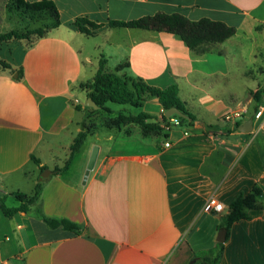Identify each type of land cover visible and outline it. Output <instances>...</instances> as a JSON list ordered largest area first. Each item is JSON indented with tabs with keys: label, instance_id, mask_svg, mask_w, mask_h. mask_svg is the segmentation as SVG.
<instances>
[{
	"label": "crops",
	"instance_id": "crops-1",
	"mask_svg": "<svg viewBox=\"0 0 264 264\" xmlns=\"http://www.w3.org/2000/svg\"><path fill=\"white\" fill-rule=\"evenodd\" d=\"M9 1L0 0V33L8 32ZM52 1L60 14L58 28L33 45L0 44V59L13 68L0 64V197L7 201V191L15 192L18 203L12 207H19L21 197L34 195L22 192L24 181L40 173L33 155L50 169L63 167L60 160L65 165L84 114L76 108L85 105L77 88L94 77L102 56L108 72L129 63L118 74L158 88L177 84L196 122L172 128L168 138L144 137L136 125L130 135L122 133L124 128L89 134L69 169L47 180L39 203L11 217L0 210V264H202L196 254L220 244L229 205L255 185L263 189L260 208L232 225L219 264H264V157L259 149L264 98L256 110L253 97L264 89V0ZM157 13L207 18L236 33L198 55L168 32L109 26L111 20ZM79 17L103 26L86 35L74 25ZM90 37L102 39L94 51H85ZM89 66L96 72L87 79ZM20 68L24 75L17 80L12 70ZM143 107L156 118L165 112L151 96ZM234 112L241 117L226 118ZM251 118L253 130L241 131ZM90 138L80 167L69 176ZM96 145L99 157L84 183ZM33 181L35 187L37 177ZM208 201L224 209L206 211ZM38 208L47 217L75 222L82 231L51 228Z\"/></svg>",
	"mask_w": 264,
	"mask_h": 264
},
{
	"label": "trees",
	"instance_id": "trees-1",
	"mask_svg": "<svg viewBox=\"0 0 264 264\" xmlns=\"http://www.w3.org/2000/svg\"><path fill=\"white\" fill-rule=\"evenodd\" d=\"M8 7L9 10L18 11L28 15L32 19L47 17L51 20V24L33 28L26 32L11 30L0 33V44L11 41H25L28 45H33L38 39L46 37L50 30L58 28L61 25L59 10L52 0H39L35 2L10 0ZM74 25L81 33L86 35H94L103 26L86 17L77 18ZM109 26L168 32L182 40L192 52L198 55L208 53L214 44L225 42L236 33L234 27H230L222 22L207 18L192 21L181 14L166 13L147 15L129 21L111 20ZM0 64L6 69H13L9 63L2 59H0ZM127 66H129V63L117 66V72H108L106 70L107 59L102 56L94 77L79 85L86 92L87 98H92L99 106V110L106 111L112 114L111 116L115 115L109 118L105 124V128L121 130L126 125H136L140 128L141 134L144 137L163 136L164 138H168L169 134L165 130V126L169 124V118L164 113L161 118H156L145 111L134 114L133 112H127L125 109L116 111L108 106L109 103H116L130 105L139 109L143 108L149 96L157 98L164 111L170 108H177L185 114L187 118L174 116L179 118L181 126L191 127L195 124L196 116L187 109L185 103L180 98L179 86L177 84H172L166 88H158L149 85L142 78L118 74V71ZM12 71L15 79L20 80L23 78L24 73L22 68ZM253 97L256 102L255 109L258 110L263 104L264 89L254 92ZM76 108L78 110H85L87 107L84 104H78ZM81 126V131L77 134L71 145L70 157L63 167L50 169L48 166L42 165L39 158L34 155L32 156V159L40 168V175L37 179L34 195L31 197H21L23 203L19 207H8L5 197H0V210L5 216L11 217L17 212H27L31 205L39 203L42 189L47 180L69 169L75 154L79 152L88 135L95 132L88 129L84 124ZM259 149L261 156L264 157V142L259 143ZM262 196V187L255 185L251 192L247 194L241 193L231 202L221 225V229L227 231V238L235 222L250 219V210L260 208ZM38 214L51 228L63 227L65 230L76 234L82 231L80 225L69 219L45 216L41 208H38ZM223 250L224 245L220 243L213 249L196 254L195 258L202 264H219Z\"/></svg>",
	"mask_w": 264,
	"mask_h": 264
},
{
	"label": "rangeland",
	"instance_id": "rangeland-1",
	"mask_svg": "<svg viewBox=\"0 0 264 264\" xmlns=\"http://www.w3.org/2000/svg\"><path fill=\"white\" fill-rule=\"evenodd\" d=\"M9 24L6 26V28L4 29V31H11V30H18L21 32H26L28 30H31L33 28H37V27H44L46 25L51 24V20L47 17H41V18H37V19H32L31 17H29L28 15H25L23 13H20L18 11L12 10L11 14L9 15ZM92 36V35H91ZM86 38V37H84ZM102 39V37L100 38H89V43L88 45L85 47V51H94L95 50V44L100 42ZM77 46L80 45L79 41H76ZM96 68H94V70L91 69V66H89L87 68L86 71V75L85 77L88 79L89 77H91V75L93 76V74L96 72L95 71ZM264 71V67L261 68V72ZM264 82L263 79L261 80V83ZM77 93L80 94L81 98L84 99L86 101L87 99V94L84 90H82L79 86L77 88ZM86 106V104H85ZM108 106L116 111H120L125 109L127 112H139L142 111V108H135L132 107L130 105H120V104H116V103H109ZM150 106V105H149ZM147 104H146V108L150 109ZM87 108L84 110V114H83V118L80 121V127L82 128L81 125H85L88 127V129H90L91 131H102L105 129V124L106 122L109 120L112 114H109L106 111H102L99 109H94L92 107L86 106ZM144 108V107H143ZM145 109V108H144ZM241 113V112H240ZM172 128H179L178 126H172ZM134 129V130H133ZM118 130V129H116ZM122 130V129H121ZM120 130V131H121ZM132 132H135V128L132 127V125H126L124 127V129L122 130V133L125 134H132ZM136 137V134H135ZM91 139H89V141L85 144L84 148L82 149V151L76 156L75 161L69 171V176H71L73 174V172H75L76 170H78V168L80 167L81 161L83 159V154L84 152H86L85 150H87V146L89 145V142H91ZM64 155V154H63ZM50 157V154L48 155V159ZM63 157V156H62ZM63 159V158H62ZM49 163L50 160H48ZM63 160H58L60 166H64V163L62 162ZM39 174H36L35 176L31 177L30 179L24 181V184H22V192L26 193V194H32L35 191V183H34V179L38 176ZM35 177V178H34ZM7 191V190H6ZM7 196L8 199L6 201V205L8 207H12L13 205H15L16 203H18L17 197H16V193L15 192H9L7 191ZM12 264H16L14 261H11Z\"/></svg>",
	"mask_w": 264,
	"mask_h": 264
},
{
	"label": "water",
	"instance_id": "water-1",
	"mask_svg": "<svg viewBox=\"0 0 264 264\" xmlns=\"http://www.w3.org/2000/svg\"><path fill=\"white\" fill-rule=\"evenodd\" d=\"M86 106L98 109L99 106L93 101L92 98H87L85 101ZM164 115L167 118H170L172 116H178L181 118H187V116L185 114H183L180 110H178L177 108H170L168 110H166L164 112ZM253 119H249L248 121H246L242 126H240V130L248 133L251 132L253 130ZM99 152H100V147L98 145L94 146L92 149V152L90 154L88 163H87V167L84 173V183H86L87 179L89 178L90 173L94 170L95 165L97 163L98 157H99ZM226 236H227V231L226 230H222L219 234V238L218 241L220 243H224L226 240ZM191 264H194V262H192Z\"/></svg>",
	"mask_w": 264,
	"mask_h": 264
},
{
	"label": "built area",
	"instance_id": "built-area-1",
	"mask_svg": "<svg viewBox=\"0 0 264 264\" xmlns=\"http://www.w3.org/2000/svg\"><path fill=\"white\" fill-rule=\"evenodd\" d=\"M261 114H262V112L259 111V112L256 114L255 117H256V118H259V117L261 116ZM233 116H234V117H238V118H240V117H241V113H240V112H234V114H232V115H231V114L227 115L226 118H227V119H230V118H232ZM172 126H178V127L181 126V123H180L179 118L174 117V116L170 117V118H169V124H167V125L165 126V130H166V131H170V130L172 129ZM165 146H166V147H169L170 144H169V143H166ZM204 209H205L206 211H209V212H221V211L224 209V206H223L222 203H214L213 201H208V202L205 204Z\"/></svg>",
	"mask_w": 264,
	"mask_h": 264
}]
</instances>
